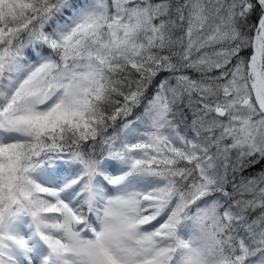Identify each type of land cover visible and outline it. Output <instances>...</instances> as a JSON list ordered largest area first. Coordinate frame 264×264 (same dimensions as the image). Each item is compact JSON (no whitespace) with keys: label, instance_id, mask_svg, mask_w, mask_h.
<instances>
[{"label":"snow or ice","instance_id":"snow-or-ice-1","mask_svg":"<svg viewBox=\"0 0 264 264\" xmlns=\"http://www.w3.org/2000/svg\"><path fill=\"white\" fill-rule=\"evenodd\" d=\"M0 264H264V0H0Z\"/></svg>","mask_w":264,"mask_h":264}]
</instances>
